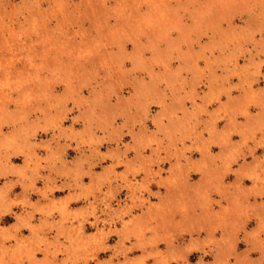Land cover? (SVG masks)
<instances>
[{
    "label": "rangeland",
    "instance_id": "obj_1",
    "mask_svg": "<svg viewBox=\"0 0 264 264\" xmlns=\"http://www.w3.org/2000/svg\"><path fill=\"white\" fill-rule=\"evenodd\" d=\"M0 264H264V0H0Z\"/></svg>",
    "mask_w": 264,
    "mask_h": 264
}]
</instances>
